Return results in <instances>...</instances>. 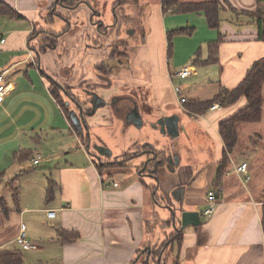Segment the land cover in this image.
<instances>
[{
	"label": "crops",
	"instance_id": "1",
	"mask_svg": "<svg viewBox=\"0 0 264 264\" xmlns=\"http://www.w3.org/2000/svg\"><path fill=\"white\" fill-rule=\"evenodd\" d=\"M115 1L116 8L129 7L122 17L117 16L116 23L132 22L140 0L119 5ZM219 1L222 7L220 26L216 30L208 27L201 12L179 13L204 18L187 19L186 24L192 22V25L183 27L175 21L172 23L178 13L168 11L174 16H163L159 0L146 11L148 30L144 26L140 32L142 41L132 43L128 38L123 40L118 29L114 30L116 24H112V18L101 17L97 0L93 3L89 0H0L15 12L12 17L0 6V37L5 38L0 43V73L5 76V94L0 103V197L9 208L7 214H0V249H22L16 238L24 231L25 239L35 246L23 250L27 264H140V253L136 252L154 244L148 239L147 225L150 227L154 220L162 222L168 218L171 225L169 213L157 210L158 189L168 206H182L201 213L208 202L207 191L221 187L214 212L204 222L201 219L200 225L181 229L182 245H176L175 264H264V229L260 220L264 204V100L260 120L237 124L238 138L240 128L249 130L247 125H253L248 138L251 140L254 136L259 140L248 150L250 161L229 152V164L216 184L218 162L224 151L216 122L233 109L209 107L204 113L195 114L185 108L189 100L211 98L220 86L233 88L252 62L264 56V40L257 39L254 20L229 10L230 7L236 11L264 10V2ZM100 20L103 24L97 28L93 22ZM196 24L205 37L198 44L195 41L194 46L186 43L188 47L182 56L185 44L169 45L167 32L193 28L187 34L191 37L187 41H193L199 31ZM47 32L57 34L52 47L44 40V35H49ZM218 34L222 35L218 61L198 66L201 67L198 82L188 94L181 90L185 100L180 102L169 62L178 69L175 73L181 79L187 77L178 74L184 66L193 67L195 72L191 75H197L195 60L207 57L208 42L216 40ZM101 63L105 64L102 71L97 68ZM53 86L57 87L64 107L53 95ZM76 88L94 91L109 102L91 115L84 114L82 134L93 126L125 128L145 124L161 132L158 120L175 116L177 135L161 132L175 140L180 133L181 116L170 109L178 105L186 117L194 119V138L210 139L208 152L201 160L192 158L187 162L174 151L150 176L146 175L148 171L142 172L140 165L153 152L162 149L153 145L149 149L145 145L147 149L131 156L134 160L130 170L120 171L117 179L109 173L103 174L104 169L114 165L98 168L97 164L122 160L120 154L127 149L145 146L134 141L112 161L108 160L115 154L104 147L101 163L97 162L86 151L88 135L84 143L68 115L73 104L66 103H70L69 97H73ZM134 108L141 122L136 119L128 123L127 116ZM89 143L90 152L97 153L92 142ZM94 145L106 146L97 142ZM22 149L31 150V156L25 161L15 160L14 153ZM241 163L247 164L248 178L235 170ZM121 164L120 168L126 165ZM17 175L19 204L15 206L10 186ZM150 179L159 182L155 185ZM49 181L53 182V192L47 200ZM48 210H55V217H47ZM60 227L76 229L79 239L59 241L57 229ZM159 256L162 260V254Z\"/></svg>",
	"mask_w": 264,
	"mask_h": 264
},
{
	"label": "trees",
	"instance_id": "2",
	"mask_svg": "<svg viewBox=\"0 0 264 264\" xmlns=\"http://www.w3.org/2000/svg\"><path fill=\"white\" fill-rule=\"evenodd\" d=\"M130 0H116L115 4H123L127 3ZM227 1V0H224ZM257 3L264 2V0H256ZM0 6L5 14L10 16H14L15 12L13 8H9L5 4L0 2ZM161 7L163 13L174 12V13H190V12H201L206 20V23L211 29H219L220 26V17L219 11L222 7L219 0H205V1H183V0H161ZM230 7V6H229ZM256 11H236L230 7L229 10L232 12L238 13L240 15H247L248 17L254 20L255 26L257 28V39L264 40V10L261 8H256ZM193 28L186 27L181 29H176L171 32H167L168 43L171 45V36L174 34H190ZM38 32H41L38 31ZM43 32V31H42ZM48 36H45V42L50 43L49 46L52 47L55 45L53 43L54 37L57 36L55 32H47ZM222 40V35L218 34V38L216 40L208 42V55L206 58H197L199 61L195 60L194 65L203 66L213 62L218 61V49L219 44ZM97 68L99 70H103L105 64H99ZM104 65V66H103ZM263 83H264V56L254 60L249 68H247L245 74L242 76L241 80L231 89L220 86L219 91L214 94L211 98L207 100H197L192 99L185 102V108L187 111L202 114L204 113L211 105L214 103H218L221 108L233 109L232 112L222 117L218 120L217 130L224 144V151L222 152V156L218 162L217 175L215 177V184L219 183L221 177L223 176L227 165L229 164L228 153L234 149L238 142V133H237V124L242 122H256L261 118V108L264 100L263 93ZM52 93L55 98L58 100L59 104L64 107L63 101L59 98V94L57 92V87L53 86ZM242 103V105L240 104ZM67 112V111H66ZM147 149L146 147H133L127 151H124L121 155L122 161L124 163L128 158H130L135 153ZM155 153L149 160L147 161L146 166L142 169V172L152 170L154 173L157 172V169L165 163L166 156L164 151H155ZM32 154V151L29 149H22L14 153L13 157L18 161L27 160ZM118 161H114L112 163H103L102 165L97 164L98 168L105 165H117ZM121 165V164H120ZM142 168V165H140ZM33 168H28L26 170H31ZM53 182L49 181L47 185L46 191V199L48 200L52 196L53 192ZM19 176H15L11 180L10 193H11V201L15 206L19 204ZM154 190V188H153ZM155 199L158 200L156 193ZM9 208L7 207V202L3 197H0V214H7ZM263 229H264V204L262 205V218L260 219ZM157 222V220H154ZM170 225V218L163 220L161 222V226L166 228ZM148 226V225H147ZM182 235L183 230H172L169 234H166L162 244L160 246H156L155 244H149V259L151 258L153 261H156V258L160 255V251L162 248H166L167 245H176L179 247L182 245ZM80 237L79 232L76 229H57V238L61 242H73L78 240ZM139 249L136 253H140V261L142 264H145L144 257L148 255L147 250L141 251ZM25 253L23 249H0V264H27L25 259ZM45 264V263H43ZM161 264V260L159 261Z\"/></svg>",
	"mask_w": 264,
	"mask_h": 264
},
{
	"label": "rangeland",
	"instance_id": "3",
	"mask_svg": "<svg viewBox=\"0 0 264 264\" xmlns=\"http://www.w3.org/2000/svg\"><path fill=\"white\" fill-rule=\"evenodd\" d=\"M83 1H85V0H83ZM94 1L95 0H89L90 3H93ZM97 1H98L97 6L99 8L98 11H99V13L100 12L102 13L101 17L105 18L106 20L109 18H112V20H113L112 24H116L114 27V30L118 29L121 36H122V39L125 40V38H128L129 42H132V43H139L142 41V38L140 36V32L142 31L144 26L148 30L146 11L148 12L149 5L159 2V0H140V2H139L140 5H138L139 7L138 6L136 7V13L133 14L134 18L132 19V22L130 20L129 23H124V24L121 23L120 24V23H116L117 16L122 17L125 9L129 10V7L128 6H124V7L119 6L116 8L113 5L114 0H97ZM184 1H195V0H184ZM196 1H203V0H196ZM168 15L174 16V14H171V13H164L163 16H168ZM199 18L204 20V18L200 15H186V14H179L178 13V14H176V20H173L172 23L175 21L176 25H183V27H185L186 25H192V22L189 24H186L187 19L195 20V19H199ZM119 24H120V29H119ZM196 25L199 28V31L197 33L196 38L193 41H187L191 38L187 34H185L183 36L182 35L175 36V34H174L170 38L171 43H173L174 46L177 45L179 47V45L185 44V45H183V49H182L181 54H180L182 56H183V52L188 47V45L186 43L190 42L189 43L190 45L193 43V46H194L195 41L198 44V40L205 37L204 31L200 28V26H198V24H196ZM35 45H37V42ZM35 47H37V46H35ZM169 65H170V70L172 73L171 78H172L173 84L175 86L179 87L181 90L183 89L184 93L188 94L189 91L192 88H194L195 84L198 82L199 72L201 70V67L197 68V75H189L186 78L181 79V78L177 77L175 72L178 69L172 66L171 61L169 62ZM76 89L77 90L73 91V97H74L75 101L80 102L83 106L89 107L90 106V102H89L90 96L86 93V91L84 92V91H82V89L80 91H78V88H76ZM263 93H264V85H263ZM204 95H209V94H204ZM63 104H64V102H63ZM170 111H173L172 113H176V114H179L181 116L180 133H179V136L177 138H175V140L170 139L168 137H165L166 135L164 136L163 133L158 132V131L156 132L154 130V128H150L146 124L142 127H135V125H130L129 127H125V128L122 125H119L116 127H113V125H109L108 127L93 126V127H88L84 134H82L80 130H78L79 132L78 131L77 132L80 134V137L82 138L84 143L86 141V138H85L86 134L88 133L89 142H92V144L97 142L98 144L106 145L104 147H108V148L112 149V151L115 155L112 154V156H110L111 160H108V161H112L116 155L121 153V151L131 147L132 144L134 143V141H137L141 146L146 145L147 148H149V149H152V147H151L152 145L157 146L158 149H159V147H161L160 149L164 150L166 153V158L168 157V154H173L174 151H176L175 152V153H177L176 155H181V158L183 161H187V162L190 161L192 158H194L196 160H198V159L201 160L202 158H204L206 155L205 153L208 152V143L207 142L210 139L207 141L202 137L200 138V136L194 138L193 129H195V128L193 127V124H192L194 119H190V118L186 117V115L183 113V110L180 106H178V105L174 106L173 105V106H171ZM247 126H249L248 127L249 130H247V128L246 129H241V128L239 129L240 134H239L238 142H237L236 146L234 147V149L231 150V154L234 157H236V156L239 158L242 157V158H246L250 161V158L248 157V150H251L255 143H259V140L257 139V137H254V136H252L251 140H250V138H248L250 136L249 133L251 131H253L254 127H253V125H247ZM190 133H191V137H190L191 139H188V134H190ZM91 138L93 140H91ZM166 138H168V139H166ZM93 141H95V142H93ZM129 149H127V150H129ZM137 158L139 159V157H137ZM137 158H135V159H137ZM120 160L121 159L118 158V161H120ZM132 160H134V159L131 157L128 158L124 162L126 165L123 168L119 167V166H122L121 163H118L117 165H114L113 167H108L107 169H104L103 174L109 173L111 176H113L115 179H117L121 175L120 171L125 172L126 170H130L129 165L132 163ZM145 161H146V158H145V160H143V163ZM28 162H29V160L26 161V163H28ZM37 168L39 169L41 167L39 166ZM190 171H191V169H190ZM145 180H148V178L146 177ZM150 180H152V183H155V185H157V183L159 182L158 179H154V180L150 179ZM161 195L162 194L160 192V189H158L157 190V196L159 197L160 203L158 204L157 210L162 212V213L163 212L169 213V216L168 215L167 216L170 217L171 212L166 207L168 205H167L166 201L162 198L163 196H161ZM160 205L162 208L160 207ZM162 217L164 218L165 216H162ZM205 217H206L205 215H201V219L203 220V222L205 220ZM160 223L161 222L159 220V222L158 221L153 222L150 225V227L147 226V228H149L148 232H150L148 235V239L151 241V243H154L156 246H160L162 244V241L164 240L165 235L169 234L170 231L175 229L171 224V225L167 226L165 228V231H164L163 227L160 226ZM176 226H179V223L177 221H176ZM175 250H176V243L174 245H167L165 249L162 248V250L160 251L162 254L161 264H175V260L173 259V258H175V252H176ZM140 264H142V263H140ZM149 264H159V262H157V258H156V261H153L150 258Z\"/></svg>",
	"mask_w": 264,
	"mask_h": 264
},
{
	"label": "water",
	"instance_id": "4",
	"mask_svg": "<svg viewBox=\"0 0 264 264\" xmlns=\"http://www.w3.org/2000/svg\"><path fill=\"white\" fill-rule=\"evenodd\" d=\"M95 25H97V28L103 24V22L100 20L98 23L93 22ZM61 90L65 92V89L61 87ZM86 93L90 96L89 102L90 106L89 108H84V106L78 102L75 101L73 97H69L70 103L67 102L66 104H73V107H71L68 111V115L70 120L72 121L73 125L76 127V129L80 130L82 128H85L84 124V114L91 115L95 112V110L98 107L104 106L108 104L103 97H101L99 94H97L94 91H86ZM131 117V118H129ZM138 119L139 122H141V117L137 114L136 109H131L129 111V114L127 116V121L129 122H135V120ZM158 124L161 126V132H167L169 134L177 135L178 128H177V117L175 116H169V117H163L158 120ZM88 135V133H87ZM91 147L90 143L88 142L86 144V151L93 156L97 162L101 163L100 161V154H103V150L105 149L104 146H96L92 145V148L97 149V153H91L89 148ZM103 149V150H102ZM149 158L146 159V161L142 164V168L147 164V161ZM122 161V160H120ZM141 174V171L139 172ZM153 171L149 170L146 175H152ZM154 193V192H153ZM168 210L171 212V224L175 228L174 230L183 229L189 225H192L194 227L200 225L202 223L201 221V213L199 210H186L182 206L173 207L171 205L166 206ZM176 221L179 223V226H176ZM147 250L148 255L145 256L144 261L145 264H149V253L150 249L149 247L145 248ZM144 249V250H145ZM139 254L136 256V259H138ZM160 261V258L157 257V262Z\"/></svg>",
	"mask_w": 264,
	"mask_h": 264
},
{
	"label": "built area",
	"instance_id": "5",
	"mask_svg": "<svg viewBox=\"0 0 264 264\" xmlns=\"http://www.w3.org/2000/svg\"><path fill=\"white\" fill-rule=\"evenodd\" d=\"M5 42V38H1L0 37V43ZM193 72H195V69L191 66H184V68H182L178 74L181 77H186L191 75ZM4 73L1 72L0 73V103H2L3 98H4V94H5V76L3 75ZM175 93L177 94V96H179V101L183 102L185 100L184 97L181 96V89L179 87H174ZM220 105L218 103H214L213 105H211V107L209 109H214V108H219ZM34 163H37V159L33 160ZM236 172L239 173L240 175H243L245 178H248V173H247V164L246 163H241L236 167ZM111 184L113 186L117 185V182H111ZM222 188L218 187L217 190L213 189V190H208L207 191V204L205 207H203V210L201 212L202 215L205 216H209L211 215L215 208H216V200H217V195L221 192ZM47 217L49 218H53L55 217V210H48L47 211ZM17 243L20 245V247L23 250H30L33 249L35 246L27 241L24 237V231H21L20 234L17 236L16 238Z\"/></svg>",
	"mask_w": 264,
	"mask_h": 264
},
{
	"label": "flooded vegetation",
	"instance_id": "6",
	"mask_svg": "<svg viewBox=\"0 0 264 264\" xmlns=\"http://www.w3.org/2000/svg\"><path fill=\"white\" fill-rule=\"evenodd\" d=\"M59 1H61V0H59ZM63 1V0H62ZM161 254V253H160ZM158 257H160V256H158Z\"/></svg>",
	"mask_w": 264,
	"mask_h": 264
}]
</instances>
